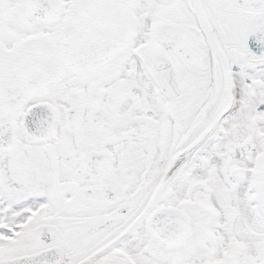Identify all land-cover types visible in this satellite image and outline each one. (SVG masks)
<instances>
[{"label":"snow or ice","instance_id":"snow-or-ice-1","mask_svg":"<svg viewBox=\"0 0 264 264\" xmlns=\"http://www.w3.org/2000/svg\"><path fill=\"white\" fill-rule=\"evenodd\" d=\"M0 264H264V0H0Z\"/></svg>","mask_w":264,"mask_h":264}]
</instances>
